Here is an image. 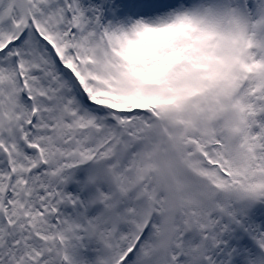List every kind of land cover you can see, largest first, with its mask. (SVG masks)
<instances>
[{
    "label": "snow or ice",
    "instance_id": "1",
    "mask_svg": "<svg viewBox=\"0 0 264 264\" xmlns=\"http://www.w3.org/2000/svg\"><path fill=\"white\" fill-rule=\"evenodd\" d=\"M0 264H264V0H0Z\"/></svg>",
    "mask_w": 264,
    "mask_h": 264
}]
</instances>
